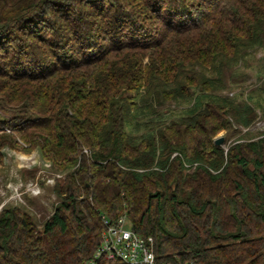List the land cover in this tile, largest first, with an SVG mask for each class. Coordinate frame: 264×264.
Listing matches in <instances>:
<instances>
[{"label":"trees","instance_id":"16d2710c","mask_svg":"<svg viewBox=\"0 0 264 264\" xmlns=\"http://www.w3.org/2000/svg\"><path fill=\"white\" fill-rule=\"evenodd\" d=\"M263 26L264 0H0V149L18 134L74 167L41 232L0 211V264H85L102 214L151 235L158 262L264 264V136L226 155L212 139L255 109L205 92ZM148 96L193 102L171 117Z\"/></svg>","mask_w":264,"mask_h":264},{"label":"rangeland","instance_id":"374dc122","mask_svg":"<svg viewBox=\"0 0 264 264\" xmlns=\"http://www.w3.org/2000/svg\"><path fill=\"white\" fill-rule=\"evenodd\" d=\"M261 30L262 32H259L261 35L256 38L247 39L245 37L236 51L228 49V55L223 56V64L211 63L212 68L208 66V74L220 75L221 81L216 87L209 86L205 90L206 93L227 96L240 104L249 103L255 109V117L249 125L239 123L236 120L237 115L230 112L227 116L229 120L227 127L212 135L213 140L219 136L223 137L219 146L225 155L228 149L236 143L257 140L264 136V114L262 113L264 106V26ZM220 65H222L221 68ZM139 91L141 94L135 91L128 94L135 96L134 101L140 104L145 100L146 95L142 94L146 92L143 88ZM197 91V93L201 92ZM154 96L147 98L157 107V99H154ZM201 101H205V98ZM192 102L193 100L189 99L183 102L171 99L165 101L163 105H158L157 108L168 115L170 113L171 117H176L184 114L185 108L189 107ZM0 113H2L1 110ZM7 126L8 124L3 125L0 121V129L4 128L6 133H10L9 126ZM12 135L13 140L16 141L15 144L13 146L5 144L0 149V211L4 208H19L33 224L34 234H37L43 230L45 221L62 200L56 192L57 185L64 183L66 174L74 167L60 169L51 158L42 155L38 147L29 148V145L18 134L14 136L12 133ZM84 152L89 153V150L84 148ZM194 166L195 163L192 167Z\"/></svg>","mask_w":264,"mask_h":264},{"label":"built area","instance_id":"2783aa9c","mask_svg":"<svg viewBox=\"0 0 264 264\" xmlns=\"http://www.w3.org/2000/svg\"><path fill=\"white\" fill-rule=\"evenodd\" d=\"M101 220L103 227L100 233V243L93 256L85 264H94L96 259L100 258L125 264H175L157 261L153 237L134 231L126 214L116 219H110L102 214ZM184 264L195 263L186 262Z\"/></svg>","mask_w":264,"mask_h":264},{"label":"water","instance_id":"95a60500","mask_svg":"<svg viewBox=\"0 0 264 264\" xmlns=\"http://www.w3.org/2000/svg\"><path fill=\"white\" fill-rule=\"evenodd\" d=\"M223 141V137L222 136H219V137H216L214 139V143L217 144V145H220Z\"/></svg>","mask_w":264,"mask_h":264}]
</instances>
